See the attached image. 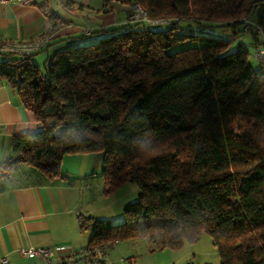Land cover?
Listing matches in <instances>:
<instances>
[{"label":"trees","instance_id":"16d2710c","mask_svg":"<svg viewBox=\"0 0 264 264\" xmlns=\"http://www.w3.org/2000/svg\"><path fill=\"white\" fill-rule=\"evenodd\" d=\"M123 1L147 19L58 49L42 67L2 52L0 79L41 126L12 136L0 170L62 177L64 155L101 151L103 192L132 182L138 193L119 223L79 215L89 253L139 236L177 248L205 233L218 264H264V59L253 67L243 43L264 45V0Z\"/></svg>","mask_w":264,"mask_h":264},{"label":"crops","instance_id":"0c3cea01","mask_svg":"<svg viewBox=\"0 0 264 264\" xmlns=\"http://www.w3.org/2000/svg\"><path fill=\"white\" fill-rule=\"evenodd\" d=\"M135 12L134 4L123 0H71L68 6L61 0L0 2V42H37L30 59L41 66L54 51L94 41L106 29L133 20ZM2 57L4 53L0 52ZM40 126L34 114L21 104L15 88L0 79V163L11 156L14 134L32 132ZM93 155H64L60 165L63 176L56 178L46 179L30 166L19 165L10 172L0 170V258L6 257V264H42L37 258L22 255L20 247H50L56 257L70 256L87 244L91 232L81 226L79 215H88L83 196ZM65 157L72 163H65ZM106 246L99 264H119L106 262Z\"/></svg>","mask_w":264,"mask_h":264},{"label":"rangeland","instance_id":"374dc122","mask_svg":"<svg viewBox=\"0 0 264 264\" xmlns=\"http://www.w3.org/2000/svg\"><path fill=\"white\" fill-rule=\"evenodd\" d=\"M249 18L250 20L255 19V11L250 13ZM147 24L151 28L157 29L168 26L169 22L153 20L148 21ZM85 30L88 31V29ZM258 37L261 40V36L258 35ZM253 41L254 38L252 36L243 37V43L249 52V62L253 67H257L258 64L254 58ZM185 44L188 43L185 42L182 45ZM93 154V159L91 160L93 168H91L90 175L86 178L88 186L83 196L84 209H86L88 215L97 218L109 217L112 222L119 223L123 220V216L121 215L118 218L116 216L122 213L125 203L137 197L138 187L135 183L125 182L112 193L105 194L101 177L102 152L94 151ZM68 158L70 157H65L64 162L72 163ZM20 166L24 168L27 165L23 164ZM86 229L91 232L90 226H87ZM104 255L105 251L103 258ZM189 259L197 264H218L219 256L208 234L202 233L193 242L184 241L177 248H156L142 236L132 239H120L106 246V262H119V264H128V262L134 264H187Z\"/></svg>","mask_w":264,"mask_h":264},{"label":"built area","instance_id":"2783aa9c","mask_svg":"<svg viewBox=\"0 0 264 264\" xmlns=\"http://www.w3.org/2000/svg\"><path fill=\"white\" fill-rule=\"evenodd\" d=\"M16 1L22 4L32 3L34 0H0V2ZM135 17L141 19H147L144 10L138 4H134ZM250 21L245 19L244 27L248 29ZM88 31L85 30V33ZM37 46L35 41H4L0 42V52H10L16 54L30 55L33 49ZM254 56L258 60L264 59V45L258 46L254 50ZM19 252L22 255L37 258L42 261V264H99L104 258L102 249H95V252L89 253V249L82 248L81 250L73 253L70 256H56L54 249L46 246H26L20 247ZM8 259L6 257L0 258L1 264H6ZM187 264H197L193 260L189 259Z\"/></svg>","mask_w":264,"mask_h":264}]
</instances>
